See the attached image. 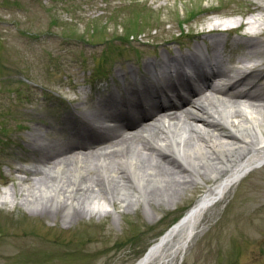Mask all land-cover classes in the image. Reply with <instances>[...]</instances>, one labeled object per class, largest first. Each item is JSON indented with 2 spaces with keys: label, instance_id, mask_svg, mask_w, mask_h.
Masks as SVG:
<instances>
[{
  "label": "rangeland",
  "instance_id": "374dc122",
  "mask_svg": "<svg viewBox=\"0 0 264 264\" xmlns=\"http://www.w3.org/2000/svg\"><path fill=\"white\" fill-rule=\"evenodd\" d=\"M222 1L227 11L238 10L231 19H243L245 0ZM217 3L0 0V264H134L193 206L211 182L199 179L172 199H105L104 210L68 220L60 210L3 191L18 188L16 168L35 163L39 144L57 135L60 122H71V109H85L78 85L84 84L81 93L91 85L111 89L108 78L131 65L136 69L140 57L148 61L163 48L173 51L171 42L200 39L209 27L203 20L221 18L223 10L211 11ZM258 40L264 50V36ZM259 118L264 134V112ZM211 213L180 264H264V164L249 171Z\"/></svg>",
  "mask_w": 264,
  "mask_h": 264
},
{
  "label": "bare ground",
  "instance_id": "6f19581e",
  "mask_svg": "<svg viewBox=\"0 0 264 264\" xmlns=\"http://www.w3.org/2000/svg\"><path fill=\"white\" fill-rule=\"evenodd\" d=\"M245 6L240 13L243 19L234 21L246 27L242 33L246 40L240 43L248 50L234 59L240 67L249 61L258 62L257 67L264 63L256 33L264 25V14H253L264 13V5L261 0H245ZM247 13L251 15L246 18ZM212 26L207 32L220 30L218 23ZM184 55L164 56V64L145 65L149 72L162 73L169 68L168 63ZM130 72H134L132 67ZM172 72L182 74L177 65L169 69ZM262 79L264 69L256 68L229 83L212 84L208 80L176 106L148 116L146 122L119 121L107 127V121H118L116 114L108 113L101 127L104 138L80 142L61 152L37 153L33 165L16 168L20 172L16 176L18 188L10 185L3 194L13 197L19 193L24 203L39 201L44 209L60 210L68 220L83 212L104 210L105 199H172L199 179L211 182L181 221L159 236L134 263L180 264L194 238L205 228L212 207L223 204L249 171L264 164L263 124L259 118L264 112ZM127 85L131 87V83ZM149 86L142 82L143 88ZM32 139L38 138L35 135ZM92 143L103 145L90 149ZM163 146L177 159L172 160ZM180 158L188 167L178 162Z\"/></svg>",
  "mask_w": 264,
  "mask_h": 264
}]
</instances>
